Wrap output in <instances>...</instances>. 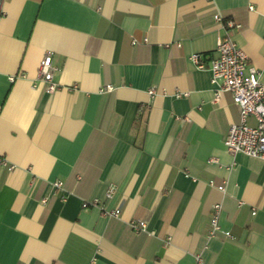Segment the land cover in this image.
<instances>
[{
	"label": "crops",
	"instance_id": "crops-1",
	"mask_svg": "<svg viewBox=\"0 0 264 264\" xmlns=\"http://www.w3.org/2000/svg\"><path fill=\"white\" fill-rule=\"evenodd\" d=\"M215 13L264 81V0H0V264H264V159L228 153L237 107L189 59Z\"/></svg>",
	"mask_w": 264,
	"mask_h": 264
},
{
	"label": "built area",
	"instance_id": "built-area-1",
	"mask_svg": "<svg viewBox=\"0 0 264 264\" xmlns=\"http://www.w3.org/2000/svg\"><path fill=\"white\" fill-rule=\"evenodd\" d=\"M212 17L220 22L224 28V31L216 40L214 56L204 60L201 53L194 52L189 55V59L197 68L206 69L210 72V82L215 85L214 99L219 98L221 91H228L237 107L239 122L228 125L223 141L225 149L228 153L241 151L249 156L264 159V81L261 82L258 69L248 61L247 55L231 36L232 29H237L240 25L230 19L224 21L218 13H215ZM135 42L136 39L133 38L132 43ZM54 69L51 52L47 51L39 61L37 78L46 83V89L49 91L57 86V83L51 78ZM9 79L13 80V76H9ZM105 88L109 89L110 86L106 85ZM148 92L151 94L154 89L150 88ZM185 94L186 92H175L176 96ZM249 115L255 119V124L249 125L247 123L246 119ZM0 162L7 165L1 157ZM61 183L60 180H55L51 185L55 188L61 186ZM210 183L213 184V181H210ZM217 188L223 190V185L218 184ZM114 192L115 186L110 185L105 191V197H112ZM82 200L83 208L99 207L103 212L102 214L108 216L119 214V207L105 208L97 197ZM220 209L221 204L219 202L213 203L209 216V235L213 236L220 231V225L217 222ZM144 224V221L140 220L132 222L130 225L136 231H139L145 229ZM193 264L205 263L200 255L196 254Z\"/></svg>",
	"mask_w": 264,
	"mask_h": 264
}]
</instances>
